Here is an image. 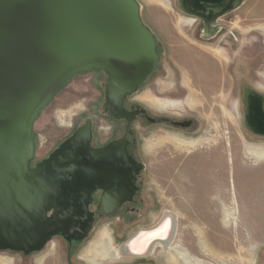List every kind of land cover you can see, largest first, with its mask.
I'll use <instances>...</instances> for the list:
<instances>
[{"label":"rangeland","instance_id":"374dc122","mask_svg":"<svg viewBox=\"0 0 264 264\" xmlns=\"http://www.w3.org/2000/svg\"><path fill=\"white\" fill-rule=\"evenodd\" d=\"M137 1L144 24L157 38L160 59L127 105L146 107L156 118L192 114L202 124L200 133L191 140V130L138 120L135 130L144 169L136 210L99 218L71 254L61 239H54L28 257L0 252V264H264V138L253 134L244 119L246 92L264 93V0H244L220 16L215 21L219 29L211 37L205 35L207 24L184 12L179 0ZM216 47L227 56L214 58ZM107 81L104 71L77 74L41 111L34 124L33 164L87 120L94 122L96 140L112 136L110 128L120 124L105 112ZM171 99L192 107L178 114L163 110ZM170 138L192 141L186 147L190 154L200 149L197 140H210L207 145L217 149V171L210 176L178 175L177 167L164 176L170 154L163 150ZM166 211L177 217L170 251L158 243L147 257L115 254Z\"/></svg>","mask_w":264,"mask_h":264},{"label":"water","instance_id":"95a60500","mask_svg":"<svg viewBox=\"0 0 264 264\" xmlns=\"http://www.w3.org/2000/svg\"><path fill=\"white\" fill-rule=\"evenodd\" d=\"M244 0H179L182 10L209 27ZM155 34L141 18L137 0H0V250L29 255L54 235L88 238L79 211L70 210L71 159L78 145L90 148L87 120L61 147L34 163V124L41 111L77 74L104 71L105 112L129 117L124 104L156 69ZM89 161L100 149H89ZM72 161V162H71ZM92 189L80 195L84 213ZM82 195V196H81ZM74 215L70 225V214ZM81 223V222H80Z\"/></svg>","mask_w":264,"mask_h":264},{"label":"flooded vegetation","instance_id":"af4514ba","mask_svg":"<svg viewBox=\"0 0 264 264\" xmlns=\"http://www.w3.org/2000/svg\"><path fill=\"white\" fill-rule=\"evenodd\" d=\"M218 29L217 25L213 28H208L205 31V35L207 37H211L216 33V31H218ZM211 55L214 58H223L227 56L224 50L220 47H216L214 51L211 52ZM260 76L264 79L263 72L260 73ZM246 95L244 113L245 122L253 134L264 138V93L260 90H249L246 92ZM169 99L170 98H168V100ZM171 100H173L172 103H168V106L162 107L163 110L177 111L174 113L178 114V112L185 111V109L192 107L187 103L182 104L181 100ZM124 107L128 111L129 117L114 119L107 114L111 120L120 124L119 127L118 125H113L110 128V134L112 135L110 137L102 140H96V135L94 134V122L93 120L91 121L92 136L89 141L90 148L92 150L100 149L98 156H95L93 161H89L90 148L80 145L76 147L77 151L74 152L71 157V159L77 161V164H80L81 166L83 165V169H75L70 172V199H73L74 202L70 201V203H68V207L70 210L79 211L80 214H82L84 220H77V224L86 225V223L92 219L93 227L89 232V236L95 229L96 222L99 218L108 217L117 213L128 214L131 211L136 210L142 189L141 177L142 170L144 169L138 154L139 139L135 130V123L138 120L148 121L151 123L163 121L167 126H175L181 129L191 130V140L197 137L200 133V128L202 127L199 120L192 114L178 116L173 113H167L163 118H156L151 115L150 111L146 107L134 104L129 107L127 105V100L125 101ZM75 131L60 142L57 147L51 150L46 157L36 161L35 163L48 158L52 153L58 150L61 147V144L72 136ZM170 139V146H166L167 148L163 150V153L167 152L170 154V156L166 159L167 167H165V170L163 171L164 176H168L172 173V170L169 169L177 167L179 169L174 170V173L178 175H183L184 173H205L210 176L217 171V168H215V163L218 160L217 149L213 148L212 144L207 145L210 140H197L198 143H201L199 144L201 147L200 149L196 148L193 153L190 154V151H186V147H188L192 141ZM171 146L175 147L173 153L170 151ZM91 189L92 200L87 205L88 214H85V200L82 199V201H80V195L76 197L72 196V194H82L84 192H89ZM74 215L76 216V213L71 212L70 225ZM62 231L66 232L68 237L67 239L62 234H57L52 237L48 244L54 239H61L66 245V254H71L73 249L79 246L76 244L78 232L71 234L67 232L68 227L63 228ZM121 246L117 249L118 251H115V254L123 257L125 255H122L123 253L120 251ZM163 248L166 250L165 246H163ZM153 250L154 249H152L148 254H150ZM0 252L12 251L0 250ZM13 253H19L22 254V256L28 257L39 252H33L29 255H25L23 252ZM69 257L70 255H68V258Z\"/></svg>","mask_w":264,"mask_h":264},{"label":"bare ground","instance_id":"6f19581e","mask_svg":"<svg viewBox=\"0 0 264 264\" xmlns=\"http://www.w3.org/2000/svg\"><path fill=\"white\" fill-rule=\"evenodd\" d=\"M215 26L216 25L214 23H212V24H210V26L208 28H213ZM176 229H177V217H176V215L170 211H166L164 213V215L162 216V218L155 225L142 229L133 238H131L128 242L122 244L120 251L123 253L122 255H125V256H131V257H135V258H139V257H143V256L147 257L149 255L148 253L154 248V246L157 243H161L163 246L166 247V251H168L170 249L169 248L170 242L173 240V238L176 234ZM153 240H155V241L153 242ZM104 243H106V242L104 241ZM108 243H109V241H108ZM108 248H109V245H108ZM116 250H117V248H116ZM95 252H97L96 249H95ZM106 253H108V252H106Z\"/></svg>","mask_w":264,"mask_h":264}]
</instances>
